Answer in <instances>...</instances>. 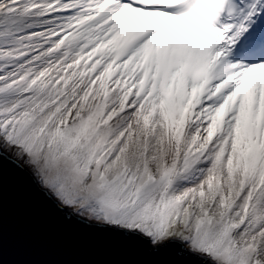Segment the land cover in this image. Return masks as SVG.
Masks as SVG:
<instances>
[{"label":"snow or ice","instance_id":"snow-or-ice-1","mask_svg":"<svg viewBox=\"0 0 264 264\" xmlns=\"http://www.w3.org/2000/svg\"><path fill=\"white\" fill-rule=\"evenodd\" d=\"M0 264H264V0H0Z\"/></svg>","mask_w":264,"mask_h":264}]
</instances>
